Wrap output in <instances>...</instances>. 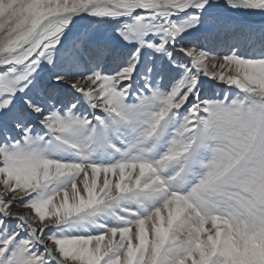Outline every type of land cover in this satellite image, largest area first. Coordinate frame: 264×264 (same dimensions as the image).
I'll list each match as a JSON object with an SVG mask.
<instances>
[{"label":"snow or ice","instance_id":"obj_1","mask_svg":"<svg viewBox=\"0 0 264 264\" xmlns=\"http://www.w3.org/2000/svg\"><path fill=\"white\" fill-rule=\"evenodd\" d=\"M0 264H264V0H0Z\"/></svg>","mask_w":264,"mask_h":264}]
</instances>
